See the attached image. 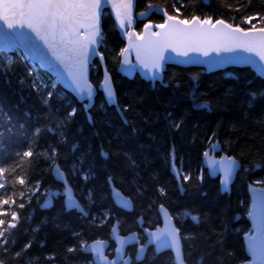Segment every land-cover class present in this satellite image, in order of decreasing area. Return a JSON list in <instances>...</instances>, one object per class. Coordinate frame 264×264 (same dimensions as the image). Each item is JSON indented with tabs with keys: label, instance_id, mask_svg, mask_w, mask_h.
<instances>
[{
	"label": "trees",
	"instance_id": "16d2710c",
	"mask_svg": "<svg viewBox=\"0 0 264 264\" xmlns=\"http://www.w3.org/2000/svg\"><path fill=\"white\" fill-rule=\"evenodd\" d=\"M149 4L181 19L212 17L245 29L252 25L243 19L255 16L258 19L252 24L264 27L259 20L264 16V0H135V14L146 11ZM148 21L160 23L162 18L152 13ZM142 25L137 21V33ZM101 36L99 52L125 122L100 91L88 110L89 121L72 95L58 84L49 87L53 79L49 73L39 67L31 72L29 62L15 52L0 54V184L4 185L0 201L15 200V204L11 200L0 204V213H8L0 215L5 221L0 230L10 222L17 225L9 229L15 243L5 245L7 251L0 250V264H92L90 254L68 253L67 247L109 240L115 221L122 235L155 229L161 224V204L179 229L187 264L245 261L242 235L249 229L247 187H264V80L249 68L206 73L202 68L176 65H166L162 83L138 76L128 79L117 72L124 42L108 12L101 18ZM36 75L44 87L35 81ZM100 80L101 66L94 60L90 81L97 87ZM48 92L52 93L50 99ZM73 109L75 115L69 116ZM36 129H40L38 134ZM61 132L65 134L63 143ZM215 144L220 146L217 156L224 153L241 165L229 194L220 192L218 178L211 179L203 167L205 150ZM53 147H57L54 159ZM28 151L31 157L24 155ZM103 153L108 154L107 159ZM55 163L65 172L88 217L67 211L60 195L51 209L39 208L49 192L62 189L53 178ZM84 171L89 175L87 181L82 178ZM185 175L190 179L185 181ZM108 176L131 199L130 211L113 203ZM21 178L23 185L18 182ZM38 181L40 191L33 195ZM160 189H164L163 195ZM22 202L24 209L18 208ZM12 211L17 212L16 221L11 219ZM105 214L109 218L101 223ZM238 214L240 218L235 220ZM74 232L79 237L74 238ZM29 242L31 247L23 252ZM113 249L110 243L109 256ZM18 251L22 252L19 257ZM229 251L234 255L229 257ZM50 256L56 259H48ZM134 264H169V258L154 256L150 249L142 262Z\"/></svg>",
	"mask_w": 264,
	"mask_h": 264
},
{
	"label": "snow or ice",
	"instance_id": "6c2138e0",
	"mask_svg": "<svg viewBox=\"0 0 264 264\" xmlns=\"http://www.w3.org/2000/svg\"><path fill=\"white\" fill-rule=\"evenodd\" d=\"M111 5L115 12L116 19L120 29L128 28L125 32L128 37V45L124 47L119 56L123 58L122 66L127 71H131L136 67L141 68L146 74L150 73L155 79L164 64L168 62H198L200 56L208 58V62L212 64L219 63H257L258 67L264 70V63H258L253 56L259 58V62H264V27H256L252 21L258 17H245L243 23L251 24L248 29L233 26L224 19H216L200 16H192L181 19L178 15H171L167 10L163 12L166 17L165 21L160 24L153 25L146 23L144 31L137 33L131 30L133 23V7L134 0H0V26L6 28L7 31H0V44L4 48L9 47H25L38 55L45 62L53 65L59 72L62 79L69 82L70 86L80 94L81 99L93 96V88L86 79L87 65L90 56L97 53L96 46L100 43L101 29L100 20L105 5ZM149 9L153 6L148 5ZM176 13L180 12L179 8L175 9ZM141 17L147 15V12L139 13ZM264 22V16L259 17ZM159 31H153V28ZM134 53L136 63L133 64L129 56ZM231 54V55H225ZM247 54V55H245ZM177 58H183L182 61ZM101 59L103 57L101 56ZM6 74V73H5ZM103 91L111 102L114 97V90L111 86L110 79L106 78L103 84ZM50 99L51 92L46 93ZM47 103V101H45ZM69 116L75 115V109L68 113ZM179 127V125H177ZM38 134L40 129L35 130ZM52 131V129H49ZM3 135V133H0ZM64 133L61 132V143H63ZM75 147V146H74ZM213 150L217 145H213ZM25 156H32V152L24 153ZM57 155V147L52 148L53 159ZM105 159L108 158L107 153H103ZM204 156H209L206 151ZM212 172H223V183L227 184L230 180L235 168L239 167L235 158L226 157L222 160H210ZM61 178L63 174L57 167L55 169ZM83 171V169H82ZM2 172V170H0ZM85 181L89 179L86 171L83 172ZM185 181L190 177L185 175ZM113 177L108 176L107 182L112 183ZM19 184H25L24 179H19ZM4 185L0 184V188ZM40 191V182L36 183L33 195ZM161 195L164 189H160ZM23 198V193L20 194ZM48 199L44 202L43 207L51 206L53 198L60 193H48ZM89 200L92 199L91 190L87 193ZM31 196L29 201H31ZM11 198L3 199L0 204L7 205ZM15 204V200H11ZM25 203H20L18 208L24 209ZM121 206L129 208L130 203L127 200H121ZM78 210L83 216L88 217L89 213L85 212L74 199H69L66 204V210ZM160 209L168 220L172 217L168 214L163 204ZM2 212L0 215H7ZM253 216L255 224L253 234L247 237L246 251L251 256L249 264H264V193L258 197V204L254 212L249 213ZM109 218L108 214L104 215V223ZM193 221L198 222L197 217H191ZM12 221L17 220V212H11ZM93 220L96 217H92ZM5 223L0 219V225ZM118 223V222H117ZM15 223H9L8 227L0 230V250L7 251L4 247L9 243H15L9 229H15ZM117 228L114 226L112 232L115 233ZM148 235L159 245L161 249L179 247L180 234L179 229L174 226H166L164 229H157L149 232L144 229ZM78 232L73 233V237H79ZM137 237L133 235V240ZM126 241L118 238V244L123 246ZM97 245H101L97 241L95 245L84 242L74 243L68 246V253H76L77 251L90 252L100 249ZM102 246V245H101ZM31 247V242L24 246L23 252ZM117 252H122V247L117 248ZM22 252H16V256H21ZM229 257L234 254L229 251ZM141 257H138V259ZM55 260L56 257H48Z\"/></svg>",
	"mask_w": 264,
	"mask_h": 264
},
{
	"label": "water",
	"instance_id": "95a60500",
	"mask_svg": "<svg viewBox=\"0 0 264 264\" xmlns=\"http://www.w3.org/2000/svg\"><path fill=\"white\" fill-rule=\"evenodd\" d=\"M103 9H108L109 16H110V18L112 19V21L114 23L115 29L117 30L121 40L124 42L123 48L126 47L128 45V37L125 35V32L128 31L129 29L128 28H125V29H120L119 28L118 21H117L116 16H115V12L111 8L110 4L105 5ZM164 11L165 10L160 8V7H154L153 6L151 9L148 8L146 11H143V12H147L146 16L141 17L139 14L135 15V0H134L133 23L131 25V30L137 32L135 30V26H136L137 21H142V22L145 21V23L141 27V32L144 31V25L146 23H152L153 25H156V23H153V22H149V21L146 22L148 16H150L152 13H155L156 15L162 16L163 17V22H164L165 19H166V17L163 15ZM100 29H101V20H100ZM152 30L153 31H159V29H156L155 27ZM0 31H7V29L3 28V26H0ZM100 43H101V37H100ZM100 43L96 46V48H97L96 55L90 56L89 63L87 65V71H86V79H87L88 83L93 88V96L91 98L85 97L84 99H81L80 94L78 92H76L70 86V84H69V82L67 80L61 78L59 72L56 70V68L53 65H51V64L45 62L44 60H42L38 55L33 53L30 49L25 48V47L4 48L2 46V44H0V52L12 53V52H15L16 50H20L21 53L26 57V59L31 64L36 65L40 69H42L43 71L51 74L56 79L57 84L63 90H65L70 95H72L78 103L82 104L85 112L87 113V118H88L89 121H90V115L88 114V110L93 106L94 98H95L97 92L100 91L102 93V96H103L106 104L108 106H114L116 108V111L118 112L119 116L125 122V119L123 118L122 112H121L120 108L117 105L116 90H115L111 75L109 74V72L106 69L103 55L98 51ZM225 55H231V54H225ZM245 55H247V54H245ZM101 56L103 57V59H101ZM129 58L131 59L133 64L136 63V57H135L134 53H132L129 56ZM177 59L182 61L183 58H177ZM253 59L255 61H257L258 63H264V62H259V58L258 57L253 56ZM94 60H97L99 62V64H100V66H101V80H100L99 84L97 85V87H95L90 81L89 65ZM122 62H123V58L119 56V63H118V66H117V72L121 76L126 77L128 79H132L135 76H138L140 79H142V80H144L146 82H151V83H155V82L162 83V81H163V73H164L166 65H176V66H180V67H198V68L204 69V71L206 73L215 72V71H221V70H225L227 68H249L255 74H257L259 77H261L264 80V70H262L261 67H258L257 63L243 64V63H236V62H228V63L212 64V63L208 62V58H205V57H202V56H200L198 58V62H195V63L168 62V63L164 64L162 70L160 71V73L158 74V76L155 79L152 78V75L150 73L146 74L145 71L142 70L139 67H136L135 69H133L131 71H127L125 69V67L122 66ZM106 78L110 79L111 86H112V88L114 90V97H113L111 102L109 101V98L106 96L105 92L103 91V84H104V81H105ZM215 145H217L215 150H213V147H208L205 150V152L207 151L209 153V156L206 157L203 154V157H202L203 167L206 169V171H207V173H208V175H209V177L211 179L219 178V181H220V192L222 194H229L230 193V187H231L232 183L234 182V180L236 178V175H237L238 171L240 170V166L241 165H240V162L238 160H236L238 162L239 167L234 169L230 180L228 181L227 184H224L223 183V180H224L223 172L222 171L221 172H212V166L210 164V160H222V159H224L226 157H230V156H228V155H226L224 153H222V154L217 156L215 154V152H216V150H218L220 148V146L218 144H215ZM232 158H234V157H232ZM57 167L60 169L61 173L63 174L62 178L60 176H58L57 172L55 171V169ZM172 171L178 177V173L176 171L175 166H172ZM52 174H53L54 180L62 185L61 191L55 190V191H52V192L60 193V196H62L63 200H64L65 209H66V204L69 201V199L76 200V202L78 204H80V206L82 208H84L83 205L80 203V201L75 196V192H74L73 188L70 186L65 172L59 167V165L57 163H55L53 165ZM109 189H110V192H111V198L113 200V203L115 204V206L117 208H119V209H121L123 211H126V212H128V211H130L132 209L133 205H132V201H131V199L129 197H127L123 193H121V191H119L117 188H115L112 183L109 184ZM49 193H51V192H49ZM261 193H264V187H260V186H256V185H249L247 187V194H248V197H249V206H248V212H247V215H246V219H247V221L249 223V230L242 235L244 251H245L247 259L245 261L241 262V263H238V264H249V262L252 259L251 256L246 251V246H247V237L249 235L253 234V227H254V224H255V220H254L253 216L249 215V213L255 211L256 206L258 204V197H259V195ZM55 198H53V200ZM47 199H48V195L40 203L39 208L41 210H49V209L52 208L53 200H52L51 206H49L47 208L43 207V204H44V202ZM121 200L129 201L130 207L127 208V209L122 207L121 206ZM72 210H74L77 213L81 214L76 209H72ZM67 211H69V210H67ZM85 212H86V210H85ZM167 212L170 215L168 210H167ZM158 214L160 216L161 224L158 227H156L155 229H148L149 232H154L157 229H164L166 226H169V225L176 227L173 219H171V221H169L168 217L165 216L163 214V212L161 211L160 206L158 207ZM192 217H195V216H192ZM239 218H240V215L238 214V215H236L235 220H237ZM117 222L118 221H115L113 223V226H112V228L115 226L117 228V231L115 233H113L112 232V228H111V230H110V240L109 241L108 240L97 239V240H93L92 242L88 243V244H91V245H95L97 241H100L101 245H102V246L101 245H97V247L100 249L99 252H97V251L84 252L86 254H90L91 255L92 264H132V258L129 255H126L127 254V247H129L131 245L139 244L140 240L138 239L136 232L129 233L127 235H121L120 232H119V228H118V223ZM139 224H142V220L141 219L139 220ZM143 232H144L146 241H145L144 244H142V245L139 244L138 247H137V251H136V254L134 256V260L136 262H141L144 259V256H145L147 248L151 246V247L154 248L156 253H160V252L167 251V250L170 251L172 253V256H173L174 264H187L185 262V260H184V254H183L181 239H180V244H179L178 248L172 247V248L161 249L159 247V245L152 239V237L150 235H148V233H146L145 231H143ZM133 235H135V237H137L136 240H133ZM118 238L124 239L126 241V243L123 246L119 245L118 244ZM110 241L113 242L114 245H115L112 258H109L108 255H107V250H108ZM118 247H122V252H119V253L117 252V248ZM138 257H141V258L138 259ZM52 264H57V263H52ZM253 264H255V262H253Z\"/></svg>",
	"mask_w": 264,
	"mask_h": 264
},
{
	"label": "flooded vegetation",
	"instance_id": "af4514ba",
	"mask_svg": "<svg viewBox=\"0 0 264 264\" xmlns=\"http://www.w3.org/2000/svg\"><path fill=\"white\" fill-rule=\"evenodd\" d=\"M151 16V15H150ZM150 16H148V18H147V20H146V22L148 21V19H149V17ZM159 16V15H158ZM160 18H162V22H163V17L162 16H160ZM162 22H160V23H162ZM145 23V21L143 22V24ZM160 23H156V24H160ZM214 179H216V178H214ZM218 180H219V178H218ZM220 182V181H219ZM140 225H142V224H140ZM144 231V230H143ZM141 232V231H138V232H136L137 233V237H138V239L140 240L139 241V244H144L145 243V241H146V238H145V235H144V232ZM122 235V234H121ZM144 236V238L142 239V237ZM109 240H110V238H109ZM108 240V241H109ZM110 243H113V242H111L110 241ZM110 243H109V247H110ZM114 244V243H113ZM139 244H135V245H131V246H129V247H127V254L126 255H129L131 258H132V264H134L136 261L134 260V256H135V254H136V251H137V247H138V245ZM115 246V245H114ZM109 247H108V250H109ZM152 250L153 251V254H154V256H162V257H164V256H166V257H168L169 258V264H174V260H173V256H172V253L170 252V251H163V252H160V253H156L155 252V250H154V248L153 247H148L147 248V250H146V253H147V251L148 250ZM108 250H107V255H108ZM113 252H114V249H113ZM146 253H145V255H146ZM184 254V253H183ZM112 256H113V253H112V255H108V257L109 258H112ZM144 258H145V256H144ZM144 260V259H143ZM142 260V261H143ZM141 261V262H142Z\"/></svg>",
	"mask_w": 264,
	"mask_h": 264
},
{
	"label": "rangeland",
	"instance_id": "374dc122",
	"mask_svg": "<svg viewBox=\"0 0 264 264\" xmlns=\"http://www.w3.org/2000/svg\"><path fill=\"white\" fill-rule=\"evenodd\" d=\"M105 12H108V14H109V11H108V9H103V11H102V15H101V18H102V16L103 15H105ZM136 15V14H135ZM134 15V16H135ZM101 38H102V36H101ZM101 44V43H100ZM100 47V46H99ZM98 51H99V49H98ZM2 53H6V52H0V54H2ZM15 53L16 54H18V55H20L22 58H23V60H27L26 59V57L21 53V51L20 50H16L15 51ZM101 53V52H100ZM102 54V53H101ZM28 61V60H27ZM29 62V61H28ZM29 64L31 65V67H30V70H31V72H33V73H36V68L38 67V66H36V65H33V64H31L30 62H29ZM93 68V61L90 63V65H89V70L91 71V69ZM51 75V74H50ZM52 76V75H51ZM53 77V76H52ZM35 81L38 83V84H41L43 87L45 86L44 84H43V82L41 81V79L38 77V75H36V77H35ZM56 85H57V81H56V79L53 77V79H51V81L49 82V87H51V89H53V88H55L56 87ZM46 157L48 156V154H46L45 155ZM76 174V172L74 171V170H72V175H75ZM182 174H184V172H182ZM82 177H83V174H82ZM249 230V229H248ZM247 230V231H248Z\"/></svg>",
	"mask_w": 264,
	"mask_h": 264
}]
</instances>
